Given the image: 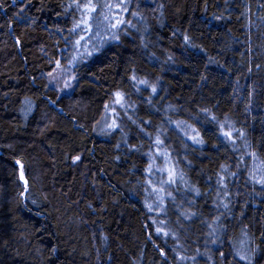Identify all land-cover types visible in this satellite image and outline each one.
<instances>
[{
    "label": "trees",
    "instance_id": "1",
    "mask_svg": "<svg viewBox=\"0 0 264 264\" xmlns=\"http://www.w3.org/2000/svg\"><path fill=\"white\" fill-rule=\"evenodd\" d=\"M126 2L70 65L72 0H0V264H264V0Z\"/></svg>",
    "mask_w": 264,
    "mask_h": 264
},
{
    "label": "snow or ice",
    "instance_id": "2",
    "mask_svg": "<svg viewBox=\"0 0 264 264\" xmlns=\"http://www.w3.org/2000/svg\"><path fill=\"white\" fill-rule=\"evenodd\" d=\"M73 5L75 6L76 11H78L80 15L78 19H74L73 25L68 31L74 35L80 33L83 34L79 35V38L75 40H70L67 37L65 38L66 47L71 46L74 52L71 59L69 60L70 65H74L78 61L92 55V52L87 50L89 42L95 40L101 45L106 42L104 37L101 35L102 32H107L110 29H117L121 24L128 23L120 19L119 15L117 14L118 12L128 11V5L126 0H120V3L116 5L110 2L97 4L93 2V0H86V2L83 3L81 2V0H72V4H70L69 7H72ZM132 15L135 16L137 15V13L133 12ZM112 39H118V37L113 34ZM92 46L95 51L99 50L98 48H95V44H93ZM82 48L84 49V51H81ZM56 65L57 67H60V62L56 61ZM141 83L145 82L142 81ZM69 86L70 85L65 84V87ZM153 91H155V88H153ZM116 95L117 97H119L120 94L117 93ZM117 103H119V100H117ZM213 119H215V117H213ZM111 127H117V125L113 124ZM223 127L224 125H221V128ZM223 135L225 138H230L232 133L224 132ZM197 142L202 143V141ZM162 143L163 142L159 138H157L156 144L161 145ZM159 155L162 157H166L167 154L160 153ZM77 159H79V157H77ZM149 170H151V166ZM161 171H163V169H161ZM168 175L169 180L167 181V183H174V169H169ZM21 179H23V174H21ZM222 180L223 178H221V182ZM257 182L264 184V175H262ZM160 191H163V189H160ZM168 195H171V193H168ZM225 195H227V193H225ZM224 206L227 207V205ZM148 207L149 210H151V205H149ZM156 231L159 234L161 232V229L158 228ZM164 234L167 235V233ZM241 243L243 244V241ZM237 256H239V259L241 261H245L248 259L246 255H243L240 252H237Z\"/></svg>",
    "mask_w": 264,
    "mask_h": 264
},
{
    "label": "rangeland",
    "instance_id": "3",
    "mask_svg": "<svg viewBox=\"0 0 264 264\" xmlns=\"http://www.w3.org/2000/svg\"><path fill=\"white\" fill-rule=\"evenodd\" d=\"M47 80L49 85L54 87L59 93H68L72 89L74 83V73L72 71V68L67 64H60V67H57V65H55L51 73L48 74ZM65 84H68L70 86L65 87ZM117 100L119 99H114L111 102L112 104L110 105V107L105 109L100 120V125L103 128H107L114 124V114H117V107H122L120 101L119 103H117ZM155 147V151L150 158L151 162L149 164V168L151 166V170L149 171L153 175V181L151 182V185L153 186V188H156L154 186H158L159 188V191L157 193L154 192L153 194V203L156 202L157 206V202H162L166 198H170V195H168V193H170L169 185H171V183H167V181L169 180L168 170L174 169L173 179L176 180L177 167L167 151L163 150L161 146L157 147V144ZM160 153H166L167 155L166 157H162L159 155ZM77 157H79V155L73 158V163H76L78 161ZM161 169H163V171H161ZM160 189H163V191H160Z\"/></svg>",
    "mask_w": 264,
    "mask_h": 264
}]
</instances>
